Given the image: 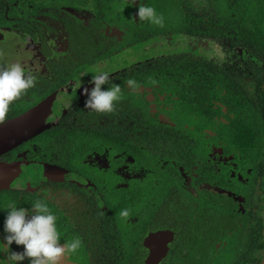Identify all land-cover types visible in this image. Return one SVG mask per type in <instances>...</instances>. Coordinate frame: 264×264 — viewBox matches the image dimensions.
<instances>
[{"label":"trees","instance_id":"trees-1","mask_svg":"<svg viewBox=\"0 0 264 264\" xmlns=\"http://www.w3.org/2000/svg\"><path fill=\"white\" fill-rule=\"evenodd\" d=\"M74 1L92 2L90 24L69 13L66 7L73 6ZM84 1L0 0V27L16 21L24 32L18 31V35L36 39L63 22L69 50L45 52L50 65L54 64L55 73L61 75L68 74L67 68L96 74L98 64L104 66L115 55V49L143 42L156 49L151 38L157 37L154 59L146 60L148 56L135 60L131 66L123 67L126 70L121 68L123 71L117 78L110 75L109 84L104 87L120 85L121 100L113 113L104 114L108 117L104 123L92 126L93 135L100 141L104 138L106 144L118 151V161L126 164L124 171L130 173L124 177L120 174L109 183L111 239L105 242L115 245L124 257L123 260L115 257L117 261L112 264L121 261L120 264H145L144 237L168 225L179 236L186 228L196 230L186 236L182 234L181 250L172 255L174 264H181L184 259L197 260L194 255L201 249L204 255L210 251V260L224 250L222 257L226 258L228 253L231 264H264V225L259 226L260 217L246 227L234 225L230 219L220 217L214 207V193L200 190L206 200L198 205L196 199H191L197 195L192 193L180 199L179 193L169 186V177L174 174V185L186 191L188 186L182 172L186 169L200 170L211 177V166L206 168L205 164L213 163L212 155L220 156L223 151L227 155H240L243 160L250 158L252 172L247 177L258 180L264 193V0H139L134 6L122 0L119 6L131 13L130 17L136 16L138 5L149 6L162 14L168 24L156 30L147 21L135 20L138 27L132 31L131 39L125 27L115 21L125 29L121 40L104 32L105 22L111 24L109 18L98 23L93 13L106 8L114 11L112 2L116 0ZM17 6L19 10L22 6L20 13ZM128 13L123 11L112 17H129ZM39 15L51 16L50 24L39 19ZM216 51L217 56H208ZM24 72L32 73L25 69ZM29 76L37 81L35 87L10 105L6 119L32 107L44 96L37 92L45 90L44 85L33 74ZM130 78L137 82L135 91L126 85ZM140 104L145 106L141 108ZM142 168L146 170L144 174ZM155 171L161 175L153 178ZM242 178L238 176L237 181L247 186ZM120 181L124 184L119 185ZM198 183L197 180L195 185ZM246 193L249 200L254 198L251 189ZM16 199L13 189L0 193V241L6 235L3 228L6 216L2 215H7L5 206L17 203ZM125 210L127 217L121 215ZM191 211L198 216L194 221ZM232 214L237 215L234 211ZM161 215L165 220L157 222ZM187 216L192 222L186 221ZM113 225L119 226L118 231ZM221 235L226 244L219 239ZM80 240L81 247L71 259L73 264H109L105 258L90 255L94 252L91 246L98 243L91 245ZM15 246L13 242L12 248ZM232 246H237V254ZM25 262L29 264L27 259Z\"/></svg>","mask_w":264,"mask_h":264},{"label":"flooded vegetation","instance_id":"flooded-vegetation-1","mask_svg":"<svg viewBox=\"0 0 264 264\" xmlns=\"http://www.w3.org/2000/svg\"><path fill=\"white\" fill-rule=\"evenodd\" d=\"M64 1L62 0V2ZM78 3L80 4L75 3L73 6L66 8L69 13L84 24H90L93 18L92 2L89 1L88 4ZM38 18L50 24L51 16L39 15ZM134 18L139 21L138 17L135 16ZM15 22H12L8 27H0V38L6 37V34L16 35L23 43H28L27 47L31 45L32 52H35L34 59L31 62L32 65L24 69L27 73L32 72L28 74H33L45 88V90L37 91L44 96L35 105L49 99L48 97L53 98L54 101L53 104L51 102V108L46 118V129L0 155V163L22 162L23 164L21 175L16 178L13 187L10 188L17 193L16 204L27 209L38 201L45 203L57 217V228L62 237L61 244L64 243L65 239L68 241L67 237L74 238L77 236L91 243V245L98 243V245L91 246V248H94V252L90 254L91 256L100 259L105 258L109 264L117 261L114 259L115 257L120 256L123 260L124 257L117 247L105 242L108 238L111 239L107 196L110 181L119 177L120 174L124 177L125 175L130 176V173L124 171L126 164L124 165L123 162L118 161V151L106 144L103 141L104 138L100 141L92 133V126L101 121L104 123L108 119L106 115L91 112L84 107L86 97L82 95L80 87H91V85H88V81L95 73L87 71L80 73L74 68H67L68 74L66 75L55 73L54 64L50 65L45 52L48 53L52 49L69 50L63 22H58L45 34L38 35L36 39L31 35H18V31L24 32L18 27V22ZM105 24L106 27L103 30L104 32L107 31V35L111 38L119 37V40L122 39L121 36L125 34V29L107 22ZM151 39H154L153 45H156L154 50H157V37L152 36ZM69 54L71 53L69 52ZM155 55L156 53L150 55L146 60L154 59ZM35 61L40 66L35 65ZM106 63L107 61L104 62V65ZM99 66L102 65L98 64ZM122 69L126 70V68ZM122 69L111 72L110 75L117 78L118 73L123 71ZM10 118L5 119V121ZM46 144L47 147H45ZM220 153V156L217 153L212 155V158L215 159L213 163H210V165L205 164L206 168L211 166L209 169L216 178L210 179L209 174L204 175L197 171H194V176H190L192 172L190 169L182 171L186 186H188L186 190L193 192L195 195H198L197 190H207L214 193L216 195L214 198L216 202L215 209L221 218L230 219L234 225L246 227L252 221L256 222L259 217V226L264 225V193H261L258 180L251 179V176L247 177V174L252 172V168L249 166L250 158L243 160L240 157L239 162H237L234 154L227 155L223 151H220ZM47 169H49L48 176H46ZM238 176H244L242 181L245 184L248 183V185L243 186L242 182H238ZM197 180L199 183L195 186L194 182ZM122 184L124 183L120 181L119 185ZM249 189L252 190L254 195L252 200L248 199L246 193ZM6 190L9 189L0 190V193ZM230 201L233 205L229 204ZM233 211L237 213L236 216H233ZM250 211L252 212L251 215H247ZM191 212L194 213L192 219L194 221L198 216L194 211ZM2 215L6 216V214ZM192 220L187 216V222H192ZM117 226L113 225L112 227L118 231L119 226ZM157 230L174 232L173 239L169 241V251L166 255V257L170 255V264H174L172 255L180 249L179 242L175 245L178 232L168 225L152 230L148 234L155 233ZM190 232L195 233L196 230L192 227L186 228L181 233V237L182 234L186 236ZM117 235L119 237L120 234ZM219 237L220 240H224L222 235ZM146 250L145 264L149 255V250L147 248ZM12 251L22 252L23 246H15ZM199 252L204 254V249ZM106 254L107 256H105ZM126 254L129 255V253ZM25 261L26 259L18 263L26 264ZM62 264L73 263L72 260H64ZM181 264L199 263L197 260L184 259Z\"/></svg>","mask_w":264,"mask_h":264},{"label":"clouds","instance_id":"clouds-1","mask_svg":"<svg viewBox=\"0 0 264 264\" xmlns=\"http://www.w3.org/2000/svg\"><path fill=\"white\" fill-rule=\"evenodd\" d=\"M137 5V0H128V6ZM139 21L163 27L164 17L149 6H137L136 18ZM110 81V73L100 71L93 74L88 81V86H81L82 95L86 97L84 107L97 114H110L116 109L121 100L122 89L120 85L104 87ZM37 81L26 75L23 67L14 63L0 69V123H3L8 115L10 105L20 99L27 91L35 87ZM128 88L133 91L137 88L134 79L126 81ZM7 210L4 221V232L6 235L0 241V264H18L25 259L29 264H62V261L71 259L78 253L81 240L76 238L71 242L61 241V234L57 228V217L43 202L32 204L31 208L25 209L15 202L5 206ZM123 217L128 216V211L121 213ZM158 231V230H157ZM149 235V234H148ZM13 242L23 246L22 252L12 251ZM164 259L160 262L162 264Z\"/></svg>","mask_w":264,"mask_h":264},{"label":"rangeland","instance_id":"rangeland-1","mask_svg":"<svg viewBox=\"0 0 264 264\" xmlns=\"http://www.w3.org/2000/svg\"><path fill=\"white\" fill-rule=\"evenodd\" d=\"M121 1L122 0H116L115 2H112V8L115 10H118L117 12H115V10L113 11L109 8L108 9L106 8L105 11L94 10L93 13L95 14V16H97L98 23H100V22L102 23L104 19L109 18L111 24L118 25V26H120L119 24H121V26H124L125 29L127 30V34L129 35V37L131 39H133L134 35L132 34L133 33L132 31L134 30V28L138 27V25H136L138 23L135 22L134 17H130L131 13H128V11L126 12L125 10H122L121 6H119ZM75 2L77 4H80L77 1H75ZM84 3H85V1H84ZM104 6L107 7V5H104ZM164 6L165 5H163V7ZM21 9H22V6L20 7V10ZM16 10H17V13H20L18 6L16 7ZM123 11H124V14L128 13L129 17H123V16L112 17V15H114L115 13H117V14L121 13L122 14ZM115 21H117L119 24L116 23ZM167 24H168V21L164 20V26L163 27L156 26L157 27L156 30L164 28L165 26H167ZM147 43L148 42L136 43V44L131 43V45L125 49H121V50L115 49L114 50L115 52H113L115 55L110 60H108L104 66H99V67L97 66L96 70H99L98 72H100V71L115 72V71H117V70H119L125 66L132 64L135 60H141V59H144L150 55L155 54L156 50L149 48L147 46ZM27 46H28V43L27 44L23 43L18 38V36H16V35H10V34L7 35L6 34V37H1L0 38V69L8 67L14 63L20 64L23 68L31 66L32 65L31 62L34 59L35 52L34 53L32 52L33 49L31 50V48H32V47H30L31 45H29V47H27ZM218 53H219L218 51L210 52V53H208V56H217ZM222 56H224V55H222ZM35 65L40 66V64L37 61H35ZM128 97H131V96H128ZM129 102L132 105H134L135 107H137V104L132 102V100H130ZM144 106L145 105L140 104L141 108H143ZM239 159H240V155H237V157H236L237 162H239ZM199 161H200V159H199ZM142 170L143 171L141 172V174H144L146 172V170L144 168H142ZM197 172H200V170ZM153 173H154L153 178L159 177L161 175V172H159V171H155ZM194 175H195V172H191L190 176H194ZM173 178H175L174 174L172 175L171 178L169 177L170 189L173 191L176 190V192L179 193L180 199H183L184 195L186 197L191 196V194L193 192H189L187 190L186 191H182V190L180 191L178 189V185L177 184L174 185ZM213 178H216V177L214 175H212L210 177V179H213ZM195 182H194V185H195ZM125 184H128V183H125ZM138 184H141V182H138ZM197 193H198V195H197L198 197L197 198L191 197V199H196L197 204L199 205L200 203H202V201L206 200V197H204V194L198 190H197ZM229 204L233 205V203L231 201ZM164 220L165 219L162 217V215L158 216L156 218L157 222L164 221ZM222 238H223V236H222ZM180 241H181V236H179L177 234V239L175 241V245ZM223 242H226V240H223ZM232 247H233L234 254H237V246H232ZM222 252L224 253V250H221V251L219 250V252L215 256L214 260H210L209 251L206 255H204L200 252H196L194 256L196 257L197 262L199 264H231L232 261H231V259H229L230 255L227 253L226 258H224V257H222V254H221ZM202 258H204V261H202ZM165 263L170 264V255L165 258V261L162 264H165Z\"/></svg>","mask_w":264,"mask_h":264},{"label":"water","instance_id":"water-1","mask_svg":"<svg viewBox=\"0 0 264 264\" xmlns=\"http://www.w3.org/2000/svg\"><path fill=\"white\" fill-rule=\"evenodd\" d=\"M45 99L26 112L0 123V155L19 146L31 137L44 131L53 98ZM23 171L22 162L0 163V190L10 189ZM49 169L46 171L48 176ZM31 185V183H29ZM174 232L160 230L150 233L143 240L149 250L146 264H160L169 251V241Z\"/></svg>","mask_w":264,"mask_h":264}]
</instances>
